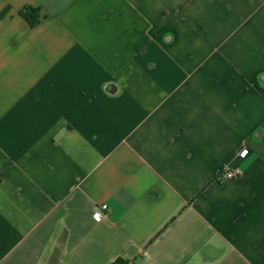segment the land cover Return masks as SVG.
Wrapping results in <instances>:
<instances>
[{
    "label": "crops",
    "instance_id": "obj_1",
    "mask_svg": "<svg viewBox=\"0 0 264 264\" xmlns=\"http://www.w3.org/2000/svg\"><path fill=\"white\" fill-rule=\"evenodd\" d=\"M6 7L0 264H264V0Z\"/></svg>",
    "mask_w": 264,
    "mask_h": 264
},
{
    "label": "trees",
    "instance_id": "obj_2",
    "mask_svg": "<svg viewBox=\"0 0 264 264\" xmlns=\"http://www.w3.org/2000/svg\"><path fill=\"white\" fill-rule=\"evenodd\" d=\"M9 7H6L0 13V19L3 18L9 11ZM21 17L26 20L31 26L35 27L39 24V11L33 8H25L20 12ZM115 264H133L130 261L117 260Z\"/></svg>",
    "mask_w": 264,
    "mask_h": 264
},
{
    "label": "built area",
    "instance_id": "obj_3",
    "mask_svg": "<svg viewBox=\"0 0 264 264\" xmlns=\"http://www.w3.org/2000/svg\"><path fill=\"white\" fill-rule=\"evenodd\" d=\"M248 154V150L243 149L240 152V157L244 158ZM236 177V174L231 170H226L221 174V181H229ZM108 209L107 205H103L100 208H97L93 217L96 222L102 221L106 217V211Z\"/></svg>",
    "mask_w": 264,
    "mask_h": 264
}]
</instances>
